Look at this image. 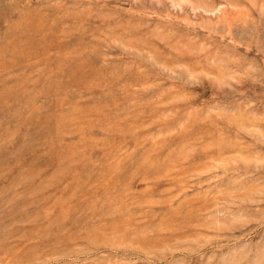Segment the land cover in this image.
Segmentation results:
<instances>
[{
    "label": "rangeland",
    "instance_id": "rangeland-1",
    "mask_svg": "<svg viewBox=\"0 0 264 264\" xmlns=\"http://www.w3.org/2000/svg\"><path fill=\"white\" fill-rule=\"evenodd\" d=\"M0 264H264V0H0Z\"/></svg>",
    "mask_w": 264,
    "mask_h": 264
}]
</instances>
